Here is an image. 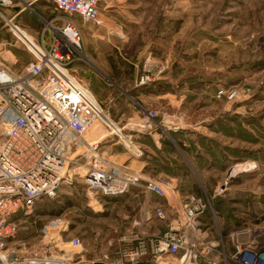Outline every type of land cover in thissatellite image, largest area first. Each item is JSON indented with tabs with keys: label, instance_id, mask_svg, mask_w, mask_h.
Listing matches in <instances>:
<instances>
[{
	"label": "rangeland",
	"instance_id": "374dc122",
	"mask_svg": "<svg viewBox=\"0 0 264 264\" xmlns=\"http://www.w3.org/2000/svg\"><path fill=\"white\" fill-rule=\"evenodd\" d=\"M99 7L101 27L58 13L54 0H42L31 9L15 1L13 7L0 9L1 61L15 63L20 71L33 59L14 26L28 34L32 30L37 38L52 19H74L83 47L71 75L116 127L150 110L167 112L173 123L169 127L179 128L158 133L163 137L161 150L152 140L145 144L152 156L143 171L164 187L162 198L174 204V193L193 194L207 203L204 240L214 254L222 247L232 252L228 235L237 229H246L240 238H256V247L263 251L264 0H101ZM21 9L25 12L17 17ZM120 26L123 39L116 35ZM124 135L130 136L128 131ZM138 137L133 147L111 139L117 143L116 164L139 157ZM140 162L132 161L136 169L144 165ZM150 195L135 187L119 197H101L79 179L62 188L57 198L40 199L32 216L17 217L18 233L8 251L31 256L42 248L44 227L61 220L68 228L55 232V238L64 240L60 247L67 249V242L79 237L86 260H95L115 238L111 235L118 222L127 214L138 219ZM167 208L174 219L173 209ZM64 252L57 250L59 255Z\"/></svg>",
	"mask_w": 264,
	"mask_h": 264
},
{
	"label": "built area",
	"instance_id": "2783aa9c",
	"mask_svg": "<svg viewBox=\"0 0 264 264\" xmlns=\"http://www.w3.org/2000/svg\"><path fill=\"white\" fill-rule=\"evenodd\" d=\"M15 1L31 9L39 0H0V9L13 7ZM100 1L54 0V5L58 13L78 16L85 26L101 27ZM49 23L41 31L40 41L34 40L35 46L22 41L33 59L20 71L15 63L0 59V264H219L223 260L264 264V250L256 247V238H240L248 233L246 229L229 233L231 253L222 247L214 254L213 246L204 240L207 203L193 194L183 197L181 215L168 206L175 213L174 219L163 206L149 215L142 213L131 221L132 229L109 240L108 249L95 260H86L87 249L79 237L71 238L67 249L60 247L64 240L55 238V232L64 233L68 228L61 220L44 227L42 248L31 256L9 253L8 243L18 233L17 217L32 216L40 199L57 198L62 188L79 179L101 197H119L135 187L166 197L163 186L114 163L103 147L113 137L133 147L137 136L166 135L179 129L169 127L173 123L167 112L150 110L117 128L97 99L71 75L83 47L80 26L72 18L56 17ZM118 30L116 35L123 39L122 27ZM151 217L165 224L162 233L143 230ZM98 236L104 238L102 233ZM58 249L65 250L64 254H57Z\"/></svg>",
	"mask_w": 264,
	"mask_h": 264
},
{
	"label": "crops",
	"instance_id": "0c3cea01",
	"mask_svg": "<svg viewBox=\"0 0 264 264\" xmlns=\"http://www.w3.org/2000/svg\"><path fill=\"white\" fill-rule=\"evenodd\" d=\"M42 3V0H39L37 3L34 4V6H37L39 4ZM23 12H25L23 9H21L20 11L17 12V17L22 14ZM93 27H87L86 30H90L92 29ZM21 29V28H19ZM28 29V28H27ZM22 30V29H21ZM24 31V30H23ZM42 30H40L38 33H36V37H34L33 35H31L30 33L32 32V30H29V34L33 37H31L28 33L27 35L29 37H31L33 39V42L34 40L36 42H39L40 41V33H41ZM26 32V31H25ZM50 38H51V35H47V41H50ZM35 44V42H34ZM162 136L159 135V134H154V135H150V136H140L137 138V142H138V145L140 146V150H141V154L139 155V157L136 156V158H134L135 156H130L129 158V161L127 160H123L121 163H117L118 165H124V166H127L132 172H135L139 175L142 176L143 179L147 180V181H154V178L145 170L143 171L144 169V166H149L150 162H148V160L151 158L152 154L149 152V148L148 146H146L145 144L147 143L148 140H152L155 145H156V148L158 150H161V142H162ZM116 142H112V140H108L106 141L103 149L106 151L107 155L109 156V158L116 163V159H115V156L116 154L113 153V148L114 146H116ZM146 154V155H145ZM144 156L146 157L147 161L145 162H142L144 161ZM139 158V159H138ZM140 160L141 164H144L142 165V167L139 169V168H135L134 167V163H132V161L134 160ZM118 162V161H117ZM175 181H178V179H176ZM177 183V182H176ZM174 195L177 197V200H175V203L174 204H171L169 201H167L166 199L162 198V197H158L156 195H150V202L149 201H146L145 203H143L144 205L141 207L142 208H139V212L140 210L143 211L142 213H146L149 215V211L150 212H153L154 209L158 208V207H165L167 208L169 205L170 206H173L175 207L179 214L181 215L182 214V202H183V195H181V193H174ZM141 213V212H140ZM141 213V215H142ZM136 215L134 217L130 216V215H125L124 218L122 219V221L113 228V230H116V233L115 234H112L111 237H120L122 234H125V233H122V232H125L126 230H131L132 229V223H131V220L132 219H137L135 218ZM138 217H139V214H138ZM166 226L165 224H163L162 222L158 221L157 219L151 217L150 220H147L144 224H143V230L147 233H162L164 230H165ZM103 234V233H102ZM108 235L109 234H103L104 237L108 238Z\"/></svg>",
	"mask_w": 264,
	"mask_h": 264
},
{
	"label": "bare ground",
	"instance_id": "6f19581e",
	"mask_svg": "<svg viewBox=\"0 0 264 264\" xmlns=\"http://www.w3.org/2000/svg\"><path fill=\"white\" fill-rule=\"evenodd\" d=\"M0 15L3 16L1 13H0ZM14 30H15L16 36L21 41H23L24 43H26L29 47H32V45L35 46V44L33 42V39L27 35V32H25V31H23L21 29H14ZM127 147H128V145H127Z\"/></svg>",
	"mask_w": 264,
	"mask_h": 264
}]
</instances>
